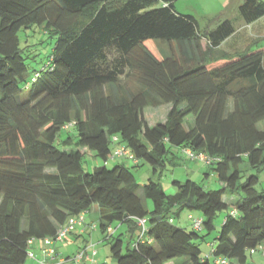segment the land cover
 Instances as JSON below:
<instances>
[{"label": "trees", "instance_id": "obj_1", "mask_svg": "<svg viewBox=\"0 0 264 264\" xmlns=\"http://www.w3.org/2000/svg\"><path fill=\"white\" fill-rule=\"evenodd\" d=\"M177 1L0 0V264H27L29 240L55 238L94 210L115 264H211L201 245L214 233L211 256L253 264L264 247V38L220 52L237 32L232 20L203 32ZM238 12L253 26L264 2ZM35 27L55 42L42 68L20 46ZM164 106L167 120L150 126L146 109ZM119 147L138 164L108 169ZM186 149L217 159L204 167L221 189L189 179L165 192L164 170L186 165ZM88 155L105 166L86 172ZM144 165L153 178L140 185L131 170ZM184 212L203 219L202 231L175 225ZM118 225L127 231L115 237Z\"/></svg>", "mask_w": 264, "mask_h": 264}, {"label": "rangeland", "instance_id": "obj_2", "mask_svg": "<svg viewBox=\"0 0 264 264\" xmlns=\"http://www.w3.org/2000/svg\"><path fill=\"white\" fill-rule=\"evenodd\" d=\"M246 0H178L175 2V9L177 12L183 15L193 16L199 25L201 31H213L217 26L226 19H231L235 28L236 34L230 38L227 42L223 43L219 48L220 52L227 53H240L244 52L253 42L254 39L264 38V18L259 20L253 26L245 25L238 12V8ZM264 2V0H261ZM20 46L24 49V57L28 59L27 63L30 67L42 68L44 64H47L48 58L53 53L54 40L50 39L43 27H35L30 30L21 31L19 33ZM160 48L164 55L170 56L171 51L168 47L161 45ZM35 57V62L33 58ZM172 106H164L160 108H148L145 111V119L150 126H155L158 123H163L167 120L169 112ZM74 134V130L72 131ZM123 163L121 160H110L107 163L108 169H113L116 165ZM128 167H132L133 164L127 162ZM105 166V162L98 158L91 156H85L83 168L86 172L93 173L96 168ZM193 162L190 165H183L182 167L173 168L170 165L164 170L163 177L160 182L168 195L176 193V188L173 186V181L185 182L192 180L201 185L206 190L217 191L222 188L216 174L213 171L201 170L198 173L193 171ZM132 173L135 175L140 185H145L149 182L150 178H153L151 168L148 165H144L140 168H133ZM52 172V171H50ZM208 172L209 176H206ZM251 175L249 172L246 176ZM260 182L257 186L258 191L264 190V172L259 176ZM146 204L153 208L152 202L145 201ZM90 215L86 216V221H90ZM196 216L197 214L194 213ZM189 213L184 212L179 218L175 219V225L180 228H185L187 232L191 231V221L188 219ZM222 216L216 221L217 228H221ZM120 228H127L126 225H118ZM95 238L98 242L99 234ZM117 233L115 237L120 235ZM202 234H205L202 232ZM216 233L210 236V240H213ZM105 236V235H103ZM100 255H105L110 263H115L111 257V242L105 241V237H101ZM202 250L205 252L206 244L201 245ZM102 253V254H101ZM249 262L253 264H264V257L261 252H257L249 256Z\"/></svg>", "mask_w": 264, "mask_h": 264}, {"label": "built area", "instance_id": "obj_3", "mask_svg": "<svg viewBox=\"0 0 264 264\" xmlns=\"http://www.w3.org/2000/svg\"><path fill=\"white\" fill-rule=\"evenodd\" d=\"M113 140L116 141L117 138H114ZM183 154L186 156L187 160L191 162H197L198 164H201L206 167L211 166L217 161V159L214 157H211L205 153H194L190 149L184 150ZM110 160H126V161L131 162L132 164H138L139 162L138 159L135 157V155L124 147L116 148ZM87 215L88 213L85 212V213L80 214L79 216L71 217L65 225L58 228L55 238H45L42 240L46 244L45 253L49 259L48 261L47 260L43 261L42 264H64V262H66L65 260L60 259L58 257L56 253V249L54 248V244L56 242L65 240L76 228L83 227L86 224ZM189 220L191 221V224L196 231H202L203 229V219L202 218L195 216L194 214H191L189 216ZM137 224L140 227L142 236H143L147 232L146 219H138ZM91 228L96 230V225L91 226ZM108 232L114 233L113 228H109ZM37 241L39 240L31 239L28 241V246H29L28 258L29 259H35V255L32 251V248L35 242ZM257 252H261V254L264 257V247L263 246H259L256 250L252 251V254H255ZM84 259H87V260L90 259L88 256L86 257V250L77 253L74 256L73 261L76 264H81V262ZM215 260H216V264H232L230 261L224 258H215Z\"/></svg>", "mask_w": 264, "mask_h": 264}, {"label": "crops", "instance_id": "obj_4", "mask_svg": "<svg viewBox=\"0 0 264 264\" xmlns=\"http://www.w3.org/2000/svg\"><path fill=\"white\" fill-rule=\"evenodd\" d=\"M123 161V160H121ZM191 162L188 161L186 165H190ZM193 171L195 173H198L201 170L209 171L207 168H205L201 164H197L193 162ZM92 215H90V221H86V224L83 227L76 228L65 240L56 242L54 244V248L56 249V253L60 259L65 260L64 264H76L73 261L74 256L80 252L81 250H86V257L88 256L90 259H84L81 264H115L110 263L108 261V258L104 255H100V250H98V247H101V237L103 236L102 233H100L98 242L95 241L96 236L99 233V229L96 228L93 229L91 226H93L97 222V216L98 213L96 210L91 212ZM90 213V214H91ZM127 231V228H116L113 229V232H115V235L117 233L124 234ZM103 240V239H102ZM214 239L207 240L206 249L205 252L203 251V256L210 259L211 264H216L215 257L211 256L212 249L214 247ZM99 244V245H98ZM46 244L44 241L39 240L35 242L32 251L35 255V259H29L27 264H42L43 261L49 260L45 253ZM102 254V253H101Z\"/></svg>", "mask_w": 264, "mask_h": 264}]
</instances>
